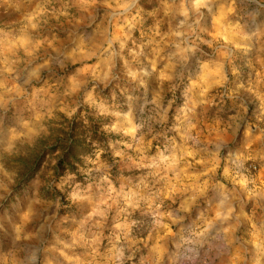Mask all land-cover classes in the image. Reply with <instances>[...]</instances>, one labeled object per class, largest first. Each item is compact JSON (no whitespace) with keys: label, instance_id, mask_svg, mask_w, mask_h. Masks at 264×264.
<instances>
[{"label":"clouds","instance_id":"1","mask_svg":"<svg viewBox=\"0 0 264 264\" xmlns=\"http://www.w3.org/2000/svg\"><path fill=\"white\" fill-rule=\"evenodd\" d=\"M0 264H264V0H0Z\"/></svg>","mask_w":264,"mask_h":264}]
</instances>
